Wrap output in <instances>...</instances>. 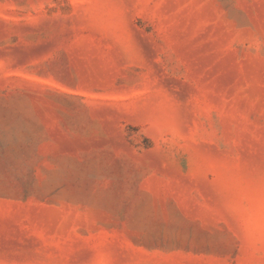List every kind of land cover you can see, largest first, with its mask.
Masks as SVG:
<instances>
[{"label": "rangeland", "instance_id": "374dc122", "mask_svg": "<svg viewBox=\"0 0 264 264\" xmlns=\"http://www.w3.org/2000/svg\"><path fill=\"white\" fill-rule=\"evenodd\" d=\"M0 264H264V0H0Z\"/></svg>", "mask_w": 264, "mask_h": 264}]
</instances>
